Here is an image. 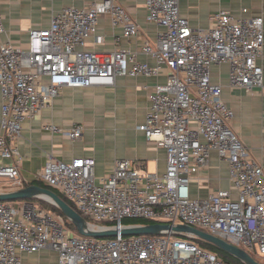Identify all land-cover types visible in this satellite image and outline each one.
I'll use <instances>...</instances> for the list:
<instances>
[{
    "label": "built area",
    "instance_id": "2783aa9c",
    "mask_svg": "<svg viewBox=\"0 0 264 264\" xmlns=\"http://www.w3.org/2000/svg\"><path fill=\"white\" fill-rule=\"evenodd\" d=\"M146 20L159 29L153 44L140 53L117 49L99 53L85 49L96 34L98 17L109 14L121 37L137 36L139 27L117 0H92L87 7H64L44 29L31 28L27 47L0 42V181L16 190L23 156L13 143L21 124L50 104L65 87L110 86L116 76H157L166 80L147 94V110L137 126L147 140L166 152L163 174L118 158L110 173L94 174L92 157L69 162L47 154L36 175L69 200L85 220L103 228L123 226L124 219L184 224L208 232L264 262V170L230 128L233 112L222 100V84L211 80V66L228 64V84L252 93L264 92L258 63L264 45L262 16L218 10L208 28H195L179 10L178 0H145ZM5 31L0 13V34ZM120 36L116 38V41ZM69 139L84 126L68 130L43 124ZM228 163L231 190L191 198L192 176L206 168L212 152ZM192 237L117 235L83 236L70 230L64 217L34 200L0 201V264H25L19 253L51 250L56 264H233L195 243ZM262 257V259L260 258Z\"/></svg>",
    "mask_w": 264,
    "mask_h": 264
},
{
    "label": "crops",
    "instance_id": "0c3cea01",
    "mask_svg": "<svg viewBox=\"0 0 264 264\" xmlns=\"http://www.w3.org/2000/svg\"><path fill=\"white\" fill-rule=\"evenodd\" d=\"M92 0H0V13L5 31L0 42H9L15 48L27 47L31 28L49 27L51 17L64 7H87ZM137 22L139 32L132 38L121 37V28L112 24L109 14L98 17L96 34L103 37L96 43L93 37L86 40L85 49L99 53H110L117 49L136 51L137 60L153 65V60L140 53L144 41L153 44L160 28L146 20L145 0H117ZM179 10L192 27H211V18L218 10L240 15L242 8L246 16H262L264 28V0H178ZM120 39L116 41V38ZM263 69L264 45L258 60ZM228 64L211 66V80L222 84L221 98L233 112L230 128L247 147L249 154L264 170V92L255 89L252 93L228 84ZM164 72L157 76H116L110 86L65 87L53 101L33 118H26L21 124V133L14 140L23 156L20 164L21 176L28 179L34 172L41 171L47 154L69 162L78 157H92L95 161L94 174L103 176L114 167L118 158L134 160L143 169L158 174L165 172L166 152L153 141L147 140L137 129L144 121L147 110V94L153 86L163 84ZM0 94V112H1ZM74 123L84 126L82 136L71 140L63 132H50L43 124H54L68 130ZM97 128L113 131L117 139L114 153L104 158L102 140L92 138ZM101 153V154H100ZM148 166L150 169H148ZM107 167V168H106ZM108 172V171H107ZM228 163L212 152L206 168L192 176L189 183L191 198H206L220 190H231ZM6 190V186L1 188ZM237 194L231 190V198ZM25 264H56L57 254L51 250L35 253H19Z\"/></svg>",
    "mask_w": 264,
    "mask_h": 264
},
{
    "label": "water",
    "instance_id": "95a60500",
    "mask_svg": "<svg viewBox=\"0 0 264 264\" xmlns=\"http://www.w3.org/2000/svg\"><path fill=\"white\" fill-rule=\"evenodd\" d=\"M41 199L57 207L63 216L76 228L78 234L95 238H108L117 235H163L171 233L177 236H188L209 242L243 264H260L245 250L232 245L225 240L216 237L208 232L196 229L184 224H126L103 228L88 223L76 210L52 190L30 184L16 190L0 191V201H16L26 199Z\"/></svg>",
    "mask_w": 264,
    "mask_h": 264
},
{
    "label": "trees",
    "instance_id": "16d2710c",
    "mask_svg": "<svg viewBox=\"0 0 264 264\" xmlns=\"http://www.w3.org/2000/svg\"><path fill=\"white\" fill-rule=\"evenodd\" d=\"M30 184H37L39 186L42 187H46L50 190H52L53 192H55L56 194H58L64 201H66L72 208H75L74 205L67 200L64 196H62L56 189L51 188L47 185H45L40 179L37 178V180H34L32 182H26L24 183V186L30 185ZM2 187H0V191ZM26 200H34V201H38L40 204H42L44 207L49 208L50 210L60 214L63 216V214L60 212V210L55 207L54 205L41 200V199H26ZM64 217V216H63ZM65 220V224L70 228L71 231L78 233L76 228L64 217ZM146 220L143 219H124L122 220L123 224H150L151 222H145ZM195 243H197L198 245H200L203 248H206L210 251L216 252L221 258H223V260H225L228 263H233V264H243L241 262H239L237 259H235L234 257L230 256L229 254H227L226 252H224L223 250L219 249L218 247H216L215 245L206 242L204 240L201 239H197V238H191ZM254 259H256L260 264H264V262L260 261L259 259H257L256 257H253Z\"/></svg>",
    "mask_w": 264,
    "mask_h": 264
},
{
    "label": "rangeland",
    "instance_id": "374dc122",
    "mask_svg": "<svg viewBox=\"0 0 264 264\" xmlns=\"http://www.w3.org/2000/svg\"><path fill=\"white\" fill-rule=\"evenodd\" d=\"M115 133L109 129L106 128H97L95 131L92 132V138L93 140L100 142L102 140L103 146L100 151H102L104 158H108V156L112 155L114 153L117 139L114 135ZM101 154V153H100ZM107 168V167H106ZM148 169L150 167L148 166ZM108 171V172H107ZM38 172H34L31 177H29L26 181L32 182L34 180H37L36 175ZM106 173H110L109 170H106ZM105 174V175H107ZM104 176V175H103ZM7 184L0 181V187L6 186ZM148 222V221H145ZM262 259V257H260Z\"/></svg>",
    "mask_w": 264,
    "mask_h": 264
}]
</instances>
